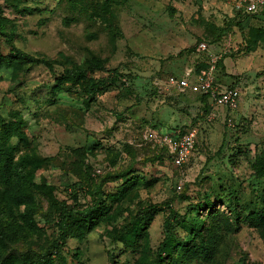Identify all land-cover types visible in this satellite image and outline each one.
I'll list each match as a JSON object with an SVG mask.
<instances>
[{
  "label": "rangeland",
  "instance_id": "rangeland-1",
  "mask_svg": "<svg viewBox=\"0 0 264 264\" xmlns=\"http://www.w3.org/2000/svg\"><path fill=\"white\" fill-rule=\"evenodd\" d=\"M14 51L48 65L0 64V125L21 124L16 162L44 164L33 225L0 184V264H159L163 242L185 241L204 198L216 207L201 213L207 230L192 246L216 250L200 263L264 264V17L240 22L211 0H0V55ZM91 65L77 84L58 81ZM208 74L216 93L236 85L235 110L209 103L206 115L195 86ZM182 130L197 133V148L178 168L158 148ZM97 190L104 207L62 244L60 211L94 208ZM254 212L261 220H248ZM142 221L131 245L124 236Z\"/></svg>",
  "mask_w": 264,
  "mask_h": 264
},
{
  "label": "trees",
  "instance_id": "trees-1",
  "mask_svg": "<svg viewBox=\"0 0 264 264\" xmlns=\"http://www.w3.org/2000/svg\"><path fill=\"white\" fill-rule=\"evenodd\" d=\"M264 14L260 16H242L237 15L236 19H239L240 22L247 21L251 19L263 18ZM12 59L20 60L26 63H31L34 65H48L45 61L36 59L27 54H23L19 51H14V54L7 58L0 55V64L7 63ZM98 69V66L91 65L88 69L76 70L66 78L59 79V82H69L77 84L82 80H85L94 70ZM65 80V81H64ZM104 83L98 82L91 85L92 90H99ZM231 89H236V85H232ZM202 99L206 103V115L209 114L210 105L212 100L210 96L203 95ZM19 124H1L0 132V184L5 188H8V193H12L11 200L14 205L19 207H24V210H21V218L27 225H33L30 222H33L32 213L29 207L33 204L34 198L32 195V189H39L40 187L36 181V175L43 168L44 160L41 157L36 155H24L17 162L15 161V147L10 145V140L14 137L18 138L20 141H25V135L20 130ZM188 130H182L179 132V135L186 133ZM176 135V133L174 134ZM197 148V145H196ZM195 148V150H196ZM159 155L167 162L174 165L173 156L169 152V149L164 146H159L158 148ZM176 167V166H175ZM179 187V186H178ZM182 190V186H180ZM131 186L124 185L121 189L120 196L122 197L124 193L129 190ZM98 201L94 208L85 210L82 213H71L66 209L60 211L59 221L57 223V229L59 231V239L62 244H65L70 238L73 232H78L86 227L93 219V216L98 210V206L102 205L104 207L103 196L104 193L101 190H97ZM120 197V198H121ZM204 201L194 204L193 209L197 211L196 219L193 220V223L190 226H184L183 228L187 231V238L185 241H180L176 237L169 235L162 244V253L158 257L159 264H165L166 258H163L162 254L168 256V258L173 259L174 264H202L198 258L202 257L205 261H211L214 257L215 248L213 245L207 246V248H201L199 246L193 245L192 242L194 239L201 238L203 239V233L207 230V221L202 217L201 213L208 211V213L215 209V204L210 198H204ZM223 204L224 200L221 201ZM231 209V204L228 205ZM155 207H150L149 210H153ZM233 210V209H231ZM254 212L248 217V220L253 222L255 219L261 220V214ZM148 222L142 221L137 222L134 226L128 231L124 236V240L130 243L131 245H136L138 240L142 237V232L147 228ZM149 226V225H148ZM216 225L212 228L210 227V240L216 241L218 238L216 234ZM165 229H170V224L167 221L165 223ZM16 261V260H14ZM2 264H13L11 260H4ZM27 264H37L35 261H31ZM46 264H53L51 262H46Z\"/></svg>",
  "mask_w": 264,
  "mask_h": 264
},
{
  "label": "built area",
  "instance_id": "built-area-1",
  "mask_svg": "<svg viewBox=\"0 0 264 264\" xmlns=\"http://www.w3.org/2000/svg\"><path fill=\"white\" fill-rule=\"evenodd\" d=\"M215 3H225L231 8L234 17L242 16H260L264 14V0H211ZM201 50L207 51V46L202 45ZM215 64V62L213 61ZM215 68L213 67V71ZM212 75H204L198 79L195 90L203 95L210 96L212 103L235 110L238 107L241 93L239 89H230L229 91L216 93L212 85ZM180 89L189 87L187 81L177 83ZM197 133L187 131L182 135H165L161 138V146L167 147L173 156L174 165L178 168H183L192 156L196 147ZM181 187H179V190Z\"/></svg>",
  "mask_w": 264,
  "mask_h": 264
}]
</instances>
